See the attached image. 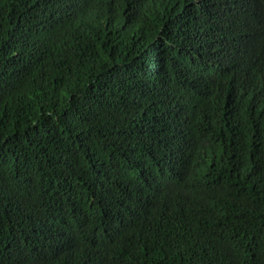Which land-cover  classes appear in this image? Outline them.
Instances as JSON below:
<instances>
[{"label":"trees","instance_id":"1","mask_svg":"<svg viewBox=\"0 0 264 264\" xmlns=\"http://www.w3.org/2000/svg\"><path fill=\"white\" fill-rule=\"evenodd\" d=\"M0 264H264V0H0Z\"/></svg>","mask_w":264,"mask_h":264}]
</instances>
